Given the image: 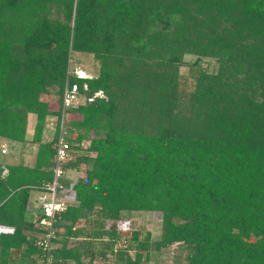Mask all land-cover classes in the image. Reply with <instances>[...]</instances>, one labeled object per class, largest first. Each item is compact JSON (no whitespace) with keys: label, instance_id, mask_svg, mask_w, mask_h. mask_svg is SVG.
Segmentation results:
<instances>
[{"label":"trees","instance_id":"obj_1","mask_svg":"<svg viewBox=\"0 0 264 264\" xmlns=\"http://www.w3.org/2000/svg\"><path fill=\"white\" fill-rule=\"evenodd\" d=\"M74 52L93 54L100 71L72 78L93 100L68 111L65 135L90 145L65 165L86 171L73 186L78 205L55 222L56 264H94L86 258L105 247L90 239L113 253L120 235L105 220L135 211L161 212L162 235L152 244L133 231L116 251L124 264L175 243L188 264H264V0H0V137L25 142L33 113L38 145L33 166L0 163V264L43 254L25 232L38 221L32 192L54 178L58 131L44 140L53 112L42 97L61 101ZM187 55L218 67H200L184 93ZM83 219L100 229L71 245Z\"/></svg>","mask_w":264,"mask_h":264},{"label":"rangeland","instance_id":"obj_2","mask_svg":"<svg viewBox=\"0 0 264 264\" xmlns=\"http://www.w3.org/2000/svg\"><path fill=\"white\" fill-rule=\"evenodd\" d=\"M186 65L181 68V88L184 93H189L194 89L195 75L200 70V67L206 68L208 71L214 72L217 70L218 64L217 61L213 58H199L194 55H187L185 57ZM72 63L75 65H81L88 73L91 75H96L100 71V62L96 60L91 53H83V52H74L72 56ZM100 96H104L103 92H98ZM46 101H50L51 108L57 107V99L55 91H52L51 94L43 95L42 97ZM47 122V119H46ZM37 124V115L30 113L28 116V125H27V140L23 142H16L12 140H8L0 137V163L3 165L8 164H25L29 166H33L36 161V154L38 150V145L32 144V139L35 133V126ZM48 124V125H47ZM52 131V132H51ZM53 131L49 126V122L45 125L44 130V140H49L53 137ZM78 135L75 134V138ZM2 144L7 145V153H3L1 146ZM75 146V154L77 156L83 155L86 153L84 150L88 148L90 145V140H84L81 143V149H78L77 143L73 142ZM77 146V147H76ZM88 153V152H87ZM90 154V153H88ZM92 155V154H91ZM74 160V159H73ZM67 172V176L63 178L64 182V192L62 193L64 197L67 198L70 205H78V201L75 198V190L73 189L74 184L78 181V179L85 173L86 166L82 165L79 169H69ZM4 174H7V169L4 171ZM69 183L68 185L66 183ZM38 192L33 191L31 195L30 201V211L28 216L33 215V220L35 221L34 212H38L37 199ZM98 213V210L96 211ZM77 227H85L86 233L81 238L70 239L71 245H75L77 243L84 242L87 240V235H89L92 231H97L100 228L98 227L97 220H80L78 222ZM105 229L108 231H117L120 235L117 244L114 247V252L111 253L108 250V241L104 239H90V242L94 243L96 248L105 247L104 252H100V254H96L95 256L87 257L94 259V264H124L118 257L116 251L121 248H126L129 244V241L132 236V232L135 230H139L143 233V236L147 233H151V243L154 244L155 241L159 240L162 235V214L161 212H152V211H135L129 214L128 218L125 220H105ZM0 226V230H4ZM7 230V229H6ZM27 232V230L25 231ZM63 237L61 238L60 245L62 246ZM89 240V239H88ZM101 251V250H100ZM103 251V250H102ZM18 253L14 252L13 256L15 258H19ZM190 253V250L183 246L181 243H175L171 246L163 248L162 250H155L154 248L151 250L149 255L148 264H188L187 256ZM132 255L135 254V251H132Z\"/></svg>","mask_w":264,"mask_h":264},{"label":"built area","instance_id":"obj_3","mask_svg":"<svg viewBox=\"0 0 264 264\" xmlns=\"http://www.w3.org/2000/svg\"><path fill=\"white\" fill-rule=\"evenodd\" d=\"M91 77L92 75L81 65L72 63L71 58L67 68L61 101L56 104L57 107L51 108L53 113L47 117L46 123L49 122L51 130H54V132L58 131V138L54 144L56 149L53 168L54 178L49 185L39 190L37 199L38 212H34V217L38 221L34 228H30L26 232V234L34 238L35 245L43 251V254L37 259V264H56L55 251L61 247L62 236L58 233L55 222L57 216L70 206L67 198L62 194L64 192L63 178L67 176L68 172L65 168L66 163L76 157V149H74L73 143L65 135L66 118L71 108L93 100V98H89L80 92L79 83L72 82V78L86 79ZM84 88H88L87 83H84ZM96 95L100 94L97 93ZM1 149L3 153H7L6 144H2Z\"/></svg>","mask_w":264,"mask_h":264},{"label":"crops","instance_id":"obj_4","mask_svg":"<svg viewBox=\"0 0 264 264\" xmlns=\"http://www.w3.org/2000/svg\"><path fill=\"white\" fill-rule=\"evenodd\" d=\"M51 132H52V131H51ZM54 133H55V132L53 131V134H52L53 136H54ZM73 137L75 138V136H73ZM21 143L23 144V142H21ZM68 172H69V171H68ZM67 174H68V173H67ZM34 191H37V192H38V195H39V191H38V190H34Z\"/></svg>","mask_w":264,"mask_h":264}]
</instances>
